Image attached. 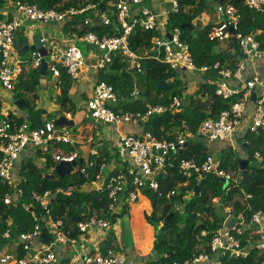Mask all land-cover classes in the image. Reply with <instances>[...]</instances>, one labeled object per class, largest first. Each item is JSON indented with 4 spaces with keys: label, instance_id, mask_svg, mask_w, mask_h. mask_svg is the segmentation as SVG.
Instances as JSON below:
<instances>
[{
    "label": "built area",
    "instance_id": "obj_1",
    "mask_svg": "<svg viewBox=\"0 0 264 264\" xmlns=\"http://www.w3.org/2000/svg\"><path fill=\"white\" fill-rule=\"evenodd\" d=\"M163 9L154 10L147 6L146 0H111L112 13L116 18V27L119 33L114 35H98L93 31L85 30L84 27L92 26L95 23H110V17L104 7H97L95 2L84 4L81 7H69L64 10L55 8H40L36 4L25 3L15 0L13 3V14L4 15L0 21V86L7 90L14 88V82L23 72V63L29 62L30 66L39 70L42 56L36 51H30L28 57L14 59V39L16 32L24 25L30 23H62L67 20H75L83 16L78 22L72 24L67 42L64 47L50 43L45 35H41V42L47 49L50 58L47 62V76L56 80L59 77V66H62L69 76L77 79L79 71L85 65V57L92 59L90 66L95 70H104L109 67L113 57L119 55L123 60H132L135 69L140 67L138 59L142 57L155 58L165 63L169 70L184 68L188 71H199L206 73L214 71L217 74L215 94L222 99H236L229 108L221 110L214 118L205 119L196 133L206 144L214 141L225 142L235 141L237 130L241 127L248 103L256 87L259 93L255 95L253 107L248 112L250 121L247 131L254 134H262L264 137V77L254 73L243 80L240 84H232L231 81L241 77L246 61H260L264 59V43L252 33H245L240 29V16L233 4L217 3L215 5L216 21L211 25L208 32L209 41H224L233 37L240 51L241 57L235 68L226 67L219 61L211 65L197 66L194 63L189 45L181 38V29L175 28L171 32V39L160 36L151 38L152 46L145 49L141 55H137L129 46L130 35L134 28L150 30L156 26H163L169 12L179 9L178 0H158ZM248 7L264 11V0H242ZM159 21V24H158ZM233 33H229V28ZM88 66L89 63L87 62ZM132 96L138 95L134 91ZM117 103V95L111 84L105 80L97 79L93 84L92 94L86 101V108L91 119L95 123L118 124L122 122H141L153 114L165 112L177 113L182 110L183 100L178 96H172L167 104H148L145 111L122 112L115 111L111 105ZM67 118L69 114H66ZM185 138L160 139L150 131H143L142 134H122L118 139L120 150L126 151L136 171L113 172L107 171L103 162L96 163L88 160L79 166V171L87 175L89 169H95L94 176L98 186L97 190H105L110 199L109 212L118 213V206L123 202H134L138 199L141 191L147 189L158 195L160 185L158 176L163 169L169 165L170 155L179 152L185 145ZM64 143L73 146L69 126H58L54 120H45L37 127L30 123L23 122L13 126L7 115L0 118V183L12 187L16 197H21L23 190L18 187L11 177V171L19 154L27 147L32 146L40 149L43 153L50 150L51 145ZM96 152L93 151V154ZM57 163L61 160L73 161L78 159L75 151L64 154L53 155ZM251 163L264 168V151L254 150L251 155ZM176 171L186 178L196 176L204 177L212 173L216 177H224L230 182V186L238 185L240 179L232 177L225 170L220 168L219 159L209 154L199 160L181 159L176 164ZM228 187V188H229ZM227 188V189H228ZM226 189V190H227ZM70 193V190L56 188L54 192L45 190L43 192L31 191V199L42 207L45 218L48 220V228L53 234L54 243L76 247L77 239L84 238L91 229L99 230V239L106 236L105 231L110 228V221L105 218L92 216L78 221L76 227L80 232L78 238L70 237L68 232L63 231L62 218H53L50 210V203L55 193ZM173 193V192H172ZM187 197L194 194L193 190L187 192ZM244 199L249 201L247 206L253 208L250 200L252 194L243 191ZM213 203L219 204L225 213L222 224L212 234L209 242V251L193 253L183 261L172 260L165 264H218L220 257L246 258L252 250L264 253V211L253 209L250 216L244 211L234 213L230 206L220 202L219 197L212 198ZM5 204L12 202V193H5L3 197ZM120 203V204H119ZM36 219V216H34ZM42 226L36 222L29 231H20L16 234L18 246L26 251L24 256L18 257L15 249L7 248L0 242V264H57V257L50 246L47 248L32 250V242L40 235ZM206 232L201 231V235ZM1 237L9 242L12 239L11 229L7 228ZM17 246V247H18ZM83 257L81 264H126L125 256L114 247H108L101 251L100 246L90 248ZM259 264H264L261 260Z\"/></svg>",
    "mask_w": 264,
    "mask_h": 264
},
{
    "label": "trees",
    "instance_id": "obj_2",
    "mask_svg": "<svg viewBox=\"0 0 264 264\" xmlns=\"http://www.w3.org/2000/svg\"><path fill=\"white\" fill-rule=\"evenodd\" d=\"M15 0H0V11L13 7ZM25 3L36 4L40 8H55L64 10L69 7H81L84 4L95 2L97 7H104L110 17V23H95L92 26L84 27L81 32L90 30L98 35H114L119 33L116 27V18L112 13L111 0H20ZM179 9L175 12H169L163 22V26H156L150 30H143L139 27L133 29L129 46L137 55H141L145 49L152 46L151 38L153 36L165 37L175 28L181 29V38L189 45L194 63L197 66L211 65L219 61L221 65L235 68L236 63L241 57V51L235 40L226 39L228 49L222 51L215 48L221 41H209L208 32L211 25L196 27L195 24L199 16L209 10L217 0H178ZM222 4H233L240 16V29L245 33H252L262 43H264V11H258L243 4L242 0H222ZM213 8V7H212ZM11 15V14H9ZM83 16L76 17L75 20L62 22V31L69 36L72 24L81 20ZM183 23H189L193 26L191 30L182 29ZM159 24V21H158ZM197 25V24H196ZM225 41V40H224ZM28 45L26 35L17 31L14 39V46L20 55L26 54L29 50L25 48ZM231 48V50H230ZM140 67L135 69L126 67L124 69V60L116 55L112 63L104 70H99L97 79L105 80L111 84L117 95V105H111L113 110L122 112L145 111L148 104H167L172 96H178L182 99L183 89L186 80H183L182 68L178 70H169L168 66L156 60L155 58L142 57L138 59ZM27 64L29 62L27 61ZM59 77L56 84L60 86L61 93L56 100L60 103L61 110L66 108L67 112L72 110L69 99V89L72 86L73 78L69 76L66 70L59 66ZM205 76L217 79L214 71H208ZM39 73L37 69L30 68L27 72H22L14 82V88L11 90L12 96L17 95L24 103V110L16 107L17 112H8L9 121L13 126L28 122L32 127L42 125L45 120H51V116L43 109H35L26 98V93L33 92L38 87ZM160 80L168 83L166 90H160L156 87ZM142 86V97L130 99L132 92ZM204 96L198 97L195 102L188 97L183 101L182 110L177 113L165 112L163 114H153L146 120L141 121L142 129L150 131L154 136L160 139L185 138L186 147L182 152H176L170 155L169 165H167L158 176L161 194L158 195L145 189L144 193L151 200L152 209L145 218L150 224H158L154 250L157 256L143 261L141 264H165L168 261H183L193 253L209 251L208 242L212 234L222 224L225 213L219 204L212 201L213 197H219L220 202L230 206L234 213L244 211L246 216H250L253 209L264 211V168L251 163V155L254 150L264 151V137L262 134H254L246 131L241 138L246 141L247 149L243 150L241 144L238 147H232L228 144L221 148L217 159L220 161V168L229 173L232 177L240 179L238 185H232L225 195H222L223 183L219 177L212 173L198 178H186L179 175L176 171V164L181 159L199 160L212 152L208 145L196 137L198 127L208 118H214L221 110L229 108L236 99H222L215 94V84L204 81L198 88L197 94ZM146 100V102H145ZM189 100V101H188ZM13 102V100H12ZM66 103L70 107L66 106ZM11 111V110H9ZM61 112V111H60ZM62 113V112H61ZM60 113V114H61ZM46 115L44 119L43 115ZM63 115H65L63 113ZM2 114V101L0 99V118ZM188 134V135H187ZM40 150V149H39ZM247 159L249 161L243 175L240 174L239 161ZM100 162V161H98ZM96 162V163H98ZM80 166V165H79ZM41 172L32 160L27 159L19 169L20 180L17 183L21 187L23 194L16 197L14 189L5 183H0V242H6L1 234L7 228L11 229L12 238L20 231H29L33 225L38 222L42 228L40 237L46 242L51 240V235L47 232L44 219L45 212L39 204L31 199V191L43 192L45 190L55 191L56 188L70 190L69 194L59 192L55 193L51 203L50 210L53 218H62L63 231L68 232L70 237L78 238L80 232L76 227L78 221L91 216L103 217L114 223L117 217L125 213V205L119 209L118 213L109 212L110 199L105 190H92L90 192L82 191V186L91 178L95 169H89L85 176L78 169L69 175L54 178L38 177ZM117 172H125L119 170ZM127 173V172H125ZM195 184L199 186V194L187 197V192L193 190ZM243 191L251 193L250 202L253 208L247 206L249 201L244 199ZM173 192V193H172ZM5 193H12V202L5 204L3 197ZM172 212L171 222L164 225L163 220L166 215ZM36 216V219H34ZM205 235H201V231ZM101 251L110 246V239L102 241ZM17 256L21 257L26 251L21 247L16 248ZM264 260V253L258 250H252L246 258L220 257L218 264H259ZM68 261V260H67ZM65 259L58 264H67ZM211 264V263H206Z\"/></svg>",
    "mask_w": 264,
    "mask_h": 264
},
{
    "label": "crops",
    "instance_id": "obj_3",
    "mask_svg": "<svg viewBox=\"0 0 264 264\" xmlns=\"http://www.w3.org/2000/svg\"><path fill=\"white\" fill-rule=\"evenodd\" d=\"M146 4L148 7L156 11H162V9L164 8L158 0H146ZM13 8L14 7L1 10L0 21L4 19V15H12ZM213 11L214 13L212 15H209L208 13L207 15H205V12H203L197 19L198 24L200 23L201 26L207 24L213 25V23H215L216 21L215 10ZM201 22L203 24H201ZM196 27L198 26L196 25ZM19 30H21L26 35L28 45L33 44V37L36 35H45L49 41L55 42L56 45L60 47H64L67 42L66 35L62 31V23L44 24L25 22ZM215 48H219V50L222 51L223 49H228V46L227 44H225L224 46H221L219 44L215 45ZM27 54L28 52H26L25 56ZM19 57H24V55H20L14 46L13 58L16 59ZM91 61L92 59L90 60L88 57H85V65L81 67L78 78L73 79L72 86L70 87L68 93L70 103L73 108L69 112L64 110L66 108H63L62 111L60 103L56 100L57 96L61 93L60 86L56 84L57 80L54 81L53 79L48 77V86L45 89L39 88L38 86L35 91L26 93V98L29 99L30 103L34 106L35 109L43 108L48 114L52 111L58 110L59 112H62L60 115H63L64 113L66 116V114H69L68 118L73 120L74 128L79 127L80 130L77 135H73L72 133L71 138L74 141L73 146L64 143L51 145L50 150L46 153H43L41 150L35 147L27 146L19 154V157L16 159L15 165L11 171V177L13 176L12 178H14L16 184L20 180L19 169L27 159L32 160L35 164L37 159L40 160L42 165L41 167L44 168L41 173H53V169L57 164V162L53 159V155L57 153L64 154L70 151L77 152L78 165H83L88 160H94L95 162H103L106 166L105 169L107 171L117 172L119 170H125V172L129 173L130 171L137 170L129 159L130 157L128 156V154L120 150L118 139L122 134H142L144 130L142 129L141 122H122L118 124L95 123L93 119H91L86 108V101L92 94L93 84L97 80V76L99 73V70L97 71L90 66ZM87 62L89 63L88 66L86 65ZM22 65L24 68V72H27L31 68L26 61ZM181 70L182 72L184 71V69ZM105 72H107V69ZM254 73L259 74V76H261L262 78L264 77V59L255 62L246 61L243 72L241 73V77L232 80L231 83L238 85ZM204 75L206 74L199 71L186 70L185 72H183L182 78L183 80H186V85L183 89V101H186L188 97H190L196 102L198 97L204 96V93H202L201 95L197 94L199 86L205 81ZM49 86L52 87L49 88ZM49 89L51 90L50 92ZM34 93L38 94L37 99L32 98V95ZM258 93L259 88L256 87L252 94L253 97L251 96V101L248 103L249 105L242 125L237 130L235 141L232 147H238L239 143H237V139H241L244 136V133L247 131V126L250 121V115L248 116V112L250 113V110L253 107L252 103L255 98L254 96ZM0 99L2 101L3 115H9L6 110H8V112H17L16 107L13 104L11 106H8L9 103H11L10 101L12 100L11 90L4 89L0 86ZM117 103L115 105H117ZM66 106L70 107L68 103H66ZM46 115H43L44 119H47L45 118ZM84 122H87L85 126H83ZM132 126L137 129H141L142 132L135 133L131 131ZM242 141L246 142L244 140ZM228 144L232 143H230V141H226L216 143L215 145L212 143L207 145L210 150L215 147V149L218 150L219 154L221 148ZM93 151H95L96 153L93 154ZM32 157L36 158V160H33ZM124 164H126V168H124ZM76 169H79V166H75L73 171H75ZM94 175L95 174H93L91 180L83 184L81 188L82 191L90 192L92 190H97L98 184L96 182L97 179H95ZM88 185L90 187H88ZM122 205H125V213L121 217L127 218V227L121 223L112 224L110 222V228L105 231L106 236L103 239H99V230L91 229L90 232L85 234L84 238L77 239L76 247L54 243L52 237L49 242H46L39 235L32 242V250H39L43 249L44 247L47 248L48 246H50L56 254L57 264L63 259H65L66 261L68 260L67 264H81V261L85 256L84 254H86L88 250H90V248L94 249L95 246L101 247L103 244L102 241L110 239V246H107L106 249L108 247L117 248V250L125 256L126 264H141L143 261L149 258H155L157 254L156 256H151V252L154 250L155 246L154 240L156 238L154 236V233L156 228L154 225L148 223L145 218V214H149L152 209L149 196L145 194L143 190L139 194V197L136 201L123 202L118 207L121 208ZM118 218L120 217H117L116 220ZM44 224L45 227H47L48 232V220L46 218L44 219ZM3 244H5L7 248L16 250L18 246L16 236L13 237L9 242H4Z\"/></svg>",
    "mask_w": 264,
    "mask_h": 264
},
{
    "label": "water",
    "instance_id": "obj_4",
    "mask_svg": "<svg viewBox=\"0 0 264 264\" xmlns=\"http://www.w3.org/2000/svg\"><path fill=\"white\" fill-rule=\"evenodd\" d=\"M217 2L220 3V2H222V0H217ZM181 28L191 30L193 28V26L189 23H183L181 25ZM228 31L230 34L233 33V30L231 27L229 28ZM166 37L171 39V34L167 33ZM230 39L234 40L233 37H230ZM25 48L30 50V51H36L39 53L40 56H42L41 65H40V68L38 70V72H39L38 86H39V88L45 89L48 86V79H47L48 77H47V62H46L44 57L48 54L47 53L48 51H47L46 47L43 45V43L41 42V35L34 36L33 37V44L32 45H26ZM167 86H168V83L165 82L164 80H160L156 85V87L160 90H166ZM32 98L37 99L38 95L36 93H34L32 95ZM12 100H13L14 106H16L18 109H20L22 111L24 110L25 106H24L23 100L21 98H18L17 95H13ZM145 102H146V100H145ZM54 123L58 126H69L70 127V126L74 125L73 120L67 118L65 115H60L57 118H55ZM237 143L241 144V147L243 148V150L247 149L246 142H243L241 139H237ZM185 147H186V144L184 146H182V148L179 149V152H182ZM124 153H126V151H124ZM248 163H249V161L247 159H240L239 167H240V174L241 175H243L244 170L248 166ZM76 164H77L76 160H73V161L61 160L55 165V167L53 169V171H54L53 173H41L40 172V173H38V177L39 178L44 177V178H50L51 179V178H54L55 175H58L59 177L69 175L73 171ZM220 179L223 183L222 195L224 196L226 193V189L230 185V182H229V180H227L224 177H221ZM193 192H194L195 196H197L199 194L198 184L194 185ZM172 216H173V213L169 212L166 215V217L164 218L163 224L166 225V224L170 223Z\"/></svg>",
    "mask_w": 264,
    "mask_h": 264
},
{
    "label": "rangeland",
    "instance_id": "obj_5",
    "mask_svg": "<svg viewBox=\"0 0 264 264\" xmlns=\"http://www.w3.org/2000/svg\"><path fill=\"white\" fill-rule=\"evenodd\" d=\"M211 4V8H209V10H206L205 11V15H207V13L209 14V15H212L213 13H214V8H212V7H214V4H213V6H212V3H210ZM196 24H197V26L198 27H200L201 25H200V23L198 24V22H196ZM196 24H195V26H196ZM201 24H203L202 22H201ZM50 43H54L55 45H56V43L55 42H52V41H49L48 42V45H51ZM226 44V40L225 41H221L220 42V45L221 46H224ZM48 62L50 61V58L48 57L47 59H46ZM134 65V63H133V61L132 60H129V59H126V60H124V69H126V67H132ZM205 81H208V82H210V83H213L214 82V84H215V86H216V82H217V79H215V81L213 80V78H210V77H207V76H205ZM50 87H52V86H49V88ZM142 86H139V87H137V89H135L134 91H136V92H138V95H136V96H131L130 98L131 99H137V98H140V97H142ZM51 90L49 89V92H50ZM38 95V94H37ZM197 97V96H196ZM9 100H11V99H9ZM32 101V100H31ZM11 103H9V105L8 106H11L12 104H13V102H12V100L10 101ZM16 107V106H15ZM5 111V110H4ZM7 111V113H8V110H6ZM5 111V112H6ZM60 113L61 112H59V110L58 111H52L51 113H49V116H51L50 118H52L51 120H54L55 118H57L58 116H60ZM86 123L87 122H84L83 123V126H85L86 125ZM70 128V134H71V136H72V133H73V135H77L78 134V132H79V130H80V128L78 127V128H74V126H70L69 127ZM131 131H133V132H135V133H141L142 131H141V129H137V128H135V127H133L132 126V128H131ZM79 137V136H78ZM74 138V137H73ZM226 142V141H225ZM216 143H219V141H214L212 144H216ZM222 145H224V144H222ZM226 146V145H225ZM212 154H213V156L215 157V158H217V154H218V150H216L215 149V147H213L212 149ZM129 158V157H128ZM32 159L34 160H36V158H33L32 157ZM130 159V158H129ZM36 166H37V168H39L41 171H43L44 170V168L43 167H41L42 165H41V161L40 160H36V164H35ZM125 165L126 164H124V168H126L125 167ZM46 170V169H45ZM13 177V176H12ZM13 179V181H14V178H12ZM15 182V181H14ZM88 187H90L89 185H88ZM127 218L126 217H120V218H118L114 223H116V224H118V223H121V224H124L126 227H127ZM114 223H112V224H114ZM152 225H154V224H152ZM155 226V233H154V236H156V234H157V232H158V228H159V225L158 224H155L154 225ZM48 232H49V234L51 233V230L50 229H48ZM51 236H53V234H51ZM156 238V237H155ZM154 243H155V240H154ZM156 250H153L152 252H151V256H156Z\"/></svg>",
    "mask_w": 264,
    "mask_h": 264
},
{
    "label": "clouds",
    "instance_id": "obj_6",
    "mask_svg": "<svg viewBox=\"0 0 264 264\" xmlns=\"http://www.w3.org/2000/svg\"><path fill=\"white\" fill-rule=\"evenodd\" d=\"M30 51H28V54H29ZM28 54L26 56H24L23 58H26L28 57ZM46 60V59H45ZM30 65V64H29ZM31 67V66H30ZM39 73V72H38ZM48 77V76H47ZM54 80V79H53ZM57 80V79H56ZM55 81V80H54Z\"/></svg>",
    "mask_w": 264,
    "mask_h": 264
}]
</instances>
